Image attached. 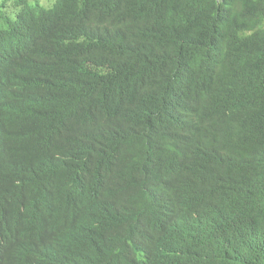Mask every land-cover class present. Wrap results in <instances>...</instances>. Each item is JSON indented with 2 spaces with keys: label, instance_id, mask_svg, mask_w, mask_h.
Segmentation results:
<instances>
[{
  "label": "trees",
  "instance_id": "obj_1",
  "mask_svg": "<svg viewBox=\"0 0 264 264\" xmlns=\"http://www.w3.org/2000/svg\"><path fill=\"white\" fill-rule=\"evenodd\" d=\"M0 264H264V0H0Z\"/></svg>",
  "mask_w": 264,
  "mask_h": 264
},
{
  "label": "rangeland",
  "instance_id": "obj_2",
  "mask_svg": "<svg viewBox=\"0 0 264 264\" xmlns=\"http://www.w3.org/2000/svg\"><path fill=\"white\" fill-rule=\"evenodd\" d=\"M43 2H46V0H43Z\"/></svg>",
  "mask_w": 264,
  "mask_h": 264
}]
</instances>
